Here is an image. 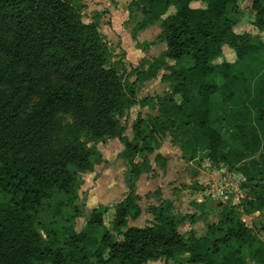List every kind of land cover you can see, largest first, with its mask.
<instances>
[{
    "label": "trees",
    "instance_id": "trees-1",
    "mask_svg": "<svg viewBox=\"0 0 264 264\" xmlns=\"http://www.w3.org/2000/svg\"><path fill=\"white\" fill-rule=\"evenodd\" d=\"M73 1L0 0V264H264V241L230 204L201 236L180 233L182 216L171 201L149 206L154 226H129L142 215L136 183L154 170L149 159H136L161 147L153 141L170 135L183 159L233 167L223 153V125L239 115L230 109L245 98L264 120V40L235 33L242 0H208L206 8L193 0H134L129 12L144 18L134 35L157 25L167 51L130 72L121 57L112 61L100 23H84ZM252 9L264 37V0H252ZM225 48L236 61L214 65ZM161 70L167 93L139 100L138 83ZM134 107L159 115L140 113L129 139L121 121ZM105 138L119 139V157L130 167V193L113 208L110 229L109 208L87 211L79 194ZM243 140L238 163L260 144ZM155 162L166 166L161 154ZM235 171L245 178L238 196L245 214L264 211V155Z\"/></svg>",
    "mask_w": 264,
    "mask_h": 264
},
{
    "label": "rangeland",
    "instance_id": "rangeland-1",
    "mask_svg": "<svg viewBox=\"0 0 264 264\" xmlns=\"http://www.w3.org/2000/svg\"><path fill=\"white\" fill-rule=\"evenodd\" d=\"M133 1L134 0L132 1L126 0L123 3V5L128 6V9H129V6L131 2ZM207 1L208 0H193L192 7L206 8ZM73 5L79 10V12H81L84 23L86 24H94L95 22L100 23L99 30H100L101 35L105 39L104 41L109 46L111 56L113 58L112 61H116L117 59L121 57L122 60H124L125 65L127 66L128 72L138 67L140 64L144 66L143 69H148L149 66L153 65L156 59H158L156 58L157 55L152 57L153 58L152 60L149 59L150 57L148 58L145 57V58H142L141 60V58L138 56L136 57L133 56L131 57V59H128L125 53L124 46H123L125 43L123 40V37L120 35H113L109 33V25L105 24L106 20L109 18L105 11H101V12H93L92 10L90 11L89 6L80 0L73 1ZM174 11H175V7H172L170 13H173ZM135 14H136V19H140V21L144 19L143 15L139 12L137 13V11L136 12L134 11L132 14L130 13L131 16H134ZM236 20H237V23L234 27L235 33L237 34L246 33L254 37H257L260 40H264L263 35L260 33L258 28L254 25V22L256 20V15L252 9V1H248V2L247 1L243 2V0L241 1V12L237 15ZM103 25H108V26L105 27ZM131 27L132 25H130V29ZM148 38H151V37H148ZM133 45L134 43L131 41L130 45L127 46V48L133 49ZM150 45H151L150 43L145 42L140 48L143 50V52H146L147 48ZM157 50L158 51H154L155 54L159 53V49ZM235 61H236L235 52L230 48H225L223 55L219 57L218 59L214 60L213 64L219 65V64H222L223 62L234 63ZM171 64H174V62H171ZM165 72H166L165 70H161L159 72L160 73L159 78H160V75L164 74ZM159 78H156V80H153L152 82L145 83V85L142 86L143 88H140V87L138 88V85H137V88H138L137 96L140 98L139 100L144 99L147 96L154 97L155 99L164 97V95L167 93L168 87L167 89H163L164 87L167 86V84L164 85V87L162 88ZM135 79H136V76H133L130 79V81L133 82L135 81ZM34 101H36V99ZM244 101H245V98L239 104L232 106V108L230 109L232 114L234 115L239 114L237 116L238 118L236 119L237 122H229V123L227 122L223 125V132L226 137V142L224 145L223 153L224 155L228 157V160L230 163H232L233 167L225 163L211 165L209 161L203 160V159H199V161H188L186 159H183V156L181 155L182 159L184 160L183 161L184 163L180 165L181 172L179 170L176 171V175H174L175 177L169 180L168 182L161 181V183L163 182V184H169L173 186L171 188L172 191L174 190L178 191L180 188H176V184L181 181L180 179L183 180L181 181L182 183L180 184L182 188L180 189V191L182 192V199H184V201H182V205L177 207L178 209L176 208L177 210L174 208L173 213L176 216H182L180 218L181 224L178 230L182 232V234L184 235H190V234H196L198 236L204 235L206 233L207 223H216L218 221V214L221 211L222 205H223L221 201H223L225 205L230 204L232 206H235L236 216L242 219V221H244L245 224L249 228H251L254 231V233L264 241V211H256L252 214L247 215L245 214V211H244L246 209L239 205L240 202L237 199V197L240 194H242L241 185L245 181V178L235 170L239 168L240 166H242V164H244L245 162H249L250 159L252 158L259 159L260 156L264 155V120L263 121L259 120L258 118L259 112L257 111L254 105H251L250 102H246V101L244 102ZM140 113L142 114L141 116L143 117L145 114L146 115L149 114V110L147 111V107L143 109H140L139 107H134L133 109L128 111L126 115L122 118L121 123L123 125L126 123V127H127L125 135H127L129 138H133V132H132L133 124L138 118ZM219 114H221V112H219ZM252 136L258 137L260 139L259 146H257L254 149V151L247 152L246 161L242 163H238L240 152L247 146V143L245 140H243V138H252ZM112 139L113 138H105L103 141L104 142L106 141L107 144L100 143L97 145V147L104 154L107 152H112L113 153L112 157L114 156L113 159H115L114 154H116L117 149L115 148V145L112 144L111 142ZM236 142H238V144ZM152 145L156 147H160V146L161 147L156 148L157 150L154 152V154L150 155L149 157L140 156L136 160L138 162H144L147 159H149L153 167H156V169L160 168V171L165 170L166 172V169H165L166 166H163V165L158 166L155 162V158L157 157L158 154H160L159 152L161 150L169 154V156L175 155V153L178 152V149H180L179 147L181 145L180 141H177V140L173 141L172 136L169 135L163 140L158 139L157 142L153 141ZM120 160L123 162L124 165H126L127 169L130 168L126 161H123L122 159ZM96 162H97V157L94 163L96 164ZM112 163H113V160L110 161V163L108 162V164H111V165ZM104 165L105 164H104L103 159L99 158L97 162L98 173L96 174V176L95 177L94 176L85 177V175H82V180L83 178L84 179L86 178L85 182H88V183L85 188L84 187L80 188L79 194L81 198L80 200L83 202V204H85L87 211L89 210V207H90L88 204L89 197H90V191L93 189L95 190L98 184H99V187L97 189L98 191L96 192V194L99 193V190L104 188V186H100L101 184H100V181L98 180L100 178L99 174L103 171ZM123 172L126 173L127 171L122 170V171L112 172L113 178H108V179L105 178L104 181L102 182V184L104 185L107 182L109 183V188L110 187L111 188L109 189L108 198L113 199L111 200L113 201V204L120 202L124 198V193H123L125 189L124 184H127V183H126V178H125L126 175L124 176ZM200 172H204L206 174L205 178L202 179L203 183L201 185H199L193 179L194 175L200 174ZM154 173H156L154 175L155 178H157L156 177L157 175H161V172L157 174L155 170H150V173H147V174L149 175V177H151ZM111 180L114 181L113 184L111 183ZM159 182L160 180L156 179V183L154 182L153 185L151 184V187L153 188L155 195L160 194L161 188L159 187ZM82 186H85V185H82ZM221 189H223L224 195L227 196L226 199L223 196L221 197L220 195ZM194 191H196L198 194L195 193ZM202 192H203V197H202ZM199 196L200 198H203L204 200L208 199V196L210 198L215 199L214 201H212L215 203L212 204V207L210 208L211 210H209V212L211 211L210 213L205 212L203 208V206L205 205L204 201H200L201 203L198 202V200H200L198 199ZM0 200H2L1 197H0ZM164 202L167 203L168 201L165 200ZM187 202L189 203V205L192 203V206H193V203H195L194 207L197 209V211H193L194 210L193 208L190 210L188 208ZM101 205L105 206L104 203ZM149 211L150 210L147 207L143 211L142 217H143L144 222L142 225L145 227H151L157 223L155 220V216L152 213H150L151 211L150 212ZM113 213H114V209H111L110 212H108V214H106V216L104 217L105 224L109 229L111 228V220L113 218ZM183 216L185 217L183 218ZM83 222H84L83 220L78 222L79 225L77 224L76 230L79 231L80 224L82 225ZM120 238L121 237H119L118 239L120 240ZM146 264H177V263L174 260L162 259L158 261H150ZM251 264H253V262H251Z\"/></svg>",
    "mask_w": 264,
    "mask_h": 264
},
{
    "label": "crops",
    "instance_id": "crops-1",
    "mask_svg": "<svg viewBox=\"0 0 264 264\" xmlns=\"http://www.w3.org/2000/svg\"><path fill=\"white\" fill-rule=\"evenodd\" d=\"M80 1H83V3L87 4L90 8V11L91 10L93 12L105 11L107 13V16L109 19L106 20L105 24L109 25V33H111L113 35H120L123 37V40L125 42L123 46H124L125 53H126V56L128 59H131V57H133V56L134 57L138 56L141 58V60H142V58H145V57H147V58L150 57L149 59L152 60L153 59L152 57L157 55L156 58H159L160 55L164 54L167 51V45L165 43H161L157 40V38L159 37V35L162 32L161 28L157 25L152 26L150 28H147V29L141 31L140 33H138L137 36H134V30L136 28V25L138 23H140L141 21H140V19H136V14L134 16L130 15L128 6L123 5V3L126 0H80ZM130 1H132V0H130ZM245 1L248 2V1H252V0H244L243 2H245ZM102 23H104V22H102ZM108 25H103V26L106 27ZM130 25H132L131 29H130ZM148 37H151V38H148ZM131 41L134 43L133 49H128L127 46L130 45ZM145 42H148L151 45L147 48L146 52H143V50L140 47ZM157 49H159V53L157 52L158 54H155L154 51H158ZM213 63H214V61H213ZM146 66H148V65H146ZM162 76H163V74L160 75V78H159V75H158L157 78H159V81L161 83V87L163 88L164 85H166L167 83L162 82ZM153 80H156V79H153ZM153 80L146 81L144 83H138V88L139 87L143 88L142 86L145 85V83L152 82ZM167 87H168V84L163 89H167ZM148 110L149 109L147 108V111ZM149 114L154 115V116L159 115L157 110L156 111L149 110ZM129 139H132V138H129ZM111 142H112V144L115 145V148L117 149L116 154H114L115 159H113L114 156L112 157V155H113L112 152H107L104 154L101 150H99L101 153L100 158L103 159L105 165L103 167V171L99 174L100 178L98 180L100 181V184H101L100 186H104V188L99 190V193L96 194V192L98 191L97 189L99 187V184H98V186L95 188V190L93 189L90 191V197H89V201H88V204L90 207L88 206L89 207L88 211H91L92 209L99 207L101 204L104 203V205L109 208V212H110L111 209H113L116 205H118L130 193L129 188L127 187L126 184H124V187H125V189L123 191L124 198L120 202L113 204V201H111L113 199L108 198L109 197V195H108L109 189L111 188V187L109 188V183L107 182L105 185L102 184V182L104 181L105 178L106 179L113 178L112 172L126 170L127 171L126 173L123 172L124 176L125 175L127 176V173H128V169H127L126 165L123 164V162L120 160L122 158L119 157V155L124 150L123 145L121 144V142L119 141L118 138L112 139ZM101 143L107 144L106 141L105 142L103 141ZM171 148H172V146H171ZM159 153L166 160V168H165L166 172H165V170L160 171V168L156 169V167H153L155 172H157V174H159V172H161V175H157L156 176L157 178H155L154 175L156 173H154L151 177H149V175L145 173L137 181L135 194L137 196H139V198H140V200L138 201V205L140 206V208L142 210V215L139 219H137L135 221H129L130 227L145 228V226L142 225L144 222L142 216H143V211L145 210L146 207L149 208V206H153V205L158 206L166 200V201H171L174 205V208L176 209L177 207L182 205V201H184V199H182V192L180 191V189H182L180 186V184L182 183L181 181H183L182 179H180L181 181L179 180L180 182H178L176 184V188H180L178 191H176V190L172 191L171 188L173 186H171L169 184H163L164 181L168 182L169 180L173 179L175 177L174 175H176V171L179 170L181 172L180 165H182V163H184L183 162L184 160L181 157V155H182L181 150L178 149V152H176L175 155H173V156H169V154H167L166 152H164L162 150ZM98 160H97V162H98ZM112 160H113L112 165L108 164V162L110 163V161H112ZM97 162L94 165L92 172H87V173L83 174V175H85V177H88V176H94L95 177L96 176V174L98 173ZM205 176H206V174L204 172H200V174L194 175L193 179L199 185H201L203 183L202 179H204ZM156 179L160 180L159 187L161 188V190H160L159 195H155L154 194L155 192L153 191V188L151 187V184L153 185L154 182L156 183ZM85 181H86V178L85 179L83 178V184L82 185H85V186L81 185V187L85 188L87 186L88 182H85ZM87 181H88V179H87ZM161 181H163V182L161 183ZM111 183L113 184L114 181L111 180ZM79 192H80V190H79ZM194 192L197 193L196 191H194ZM202 197H203V192H202ZM198 199H200V200H198V202L204 201L205 205L203 206V208H204L206 213L207 212L210 213L211 211L209 212V210H211L210 208L212 207V204L215 203L212 201H214L215 199L210 198L209 196H208V199H205V200L203 198H200V196ZM237 199L239 200V197H237ZM187 205H188V208L190 210L193 208L194 209L193 211H197V209L194 207L195 203H193V206H192V203L189 205V203L187 202ZM82 220L84 222L82 225L80 224L79 231H81L84 228V226L86 224V217L78 218L76 220V226H77L78 222L82 221ZM180 233L182 234V232H180Z\"/></svg>",
    "mask_w": 264,
    "mask_h": 264
},
{
    "label": "built area",
    "instance_id": "built-area-1",
    "mask_svg": "<svg viewBox=\"0 0 264 264\" xmlns=\"http://www.w3.org/2000/svg\"><path fill=\"white\" fill-rule=\"evenodd\" d=\"M221 188H222V186H221ZM223 189H224V188H223ZM223 189H221L220 195H221V197L223 196V197L226 199L227 196L224 195V193H223ZM218 196H219V194H218ZM221 203L224 204L223 201H221Z\"/></svg>",
    "mask_w": 264,
    "mask_h": 264
}]
</instances>
